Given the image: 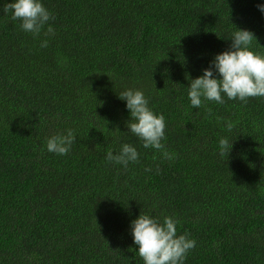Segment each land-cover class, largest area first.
<instances>
[{"label": "trees", "instance_id": "1", "mask_svg": "<svg viewBox=\"0 0 264 264\" xmlns=\"http://www.w3.org/2000/svg\"><path fill=\"white\" fill-rule=\"evenodd\" d=\"M12 2L0 0V264H144L140 214L195 240L183 264H264V97L188 98L238 29L264 56V0H40L54 19L39 36L3 12ZM127 89L164 116L173 159L128 131ZM69 129L68 154L49 152ZM123 144L139 153L127 167L106 159Z\"/></svg>", "mask_w": 264, "mask_h": 264}, {"label": "clouds", "instance_id": "2", "mask_svg": "<svg viewBox=\"0 0 264 264\" xmlns=\"http://www.w3.org/2000/svg\"><path fill=\"white\" fill-rule=\"evenodd\" d=\"M258 7L264 12V5ZM3 12L11 13V19L20 21V28L34 36H39L48 21L54 19L40 0H14L4 5ZM49 34H54L51 26L44 32L45 36ZM254 38L251 31L238 29L233 33L230 50L217 54L210 66L203 70V75L192 80L188 98L193 108L201 107L202 98L223 104L225 95L229 100L243 102L250 97H264V56L250 50ZM41 47H47V40L41 43ZM118 96L126 101V108L130 111L128 131L142 141L144 148L162 151L165 159H173L174 154L164 150L161 143L166 127L164 116L153 113L140 90L127 89ZM208 112L211 113V109ZM226 127L231 131L233 124L228 122ZM75 140L73 131L69 129L66 135L51 136L46 147L51 153L67 155ZM232 146L228 139L221 138L219 155H229ZM138 157L136 148L123 144L115 155L109 150L106 159L127 167L129 162H137ZM176 224L177 221L171 217H164L161 223L147 214H140L131 222L133 241L144 264H183L196 242L188 239L187 235L177 236Z\"/></svg>", "mask_w": 264, "mask_h": 264}]
</instances>
